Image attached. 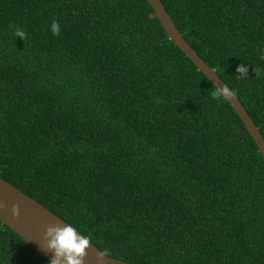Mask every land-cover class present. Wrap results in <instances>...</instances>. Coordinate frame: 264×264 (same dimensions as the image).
Instances as JSON below:
<instances>
[{"label": "trees", "instance_id": "16d2710c", "mask_svg": "<svg viewBox=\"0 0 264 264\" xmlns=\"http://www.w3.org/2000/svg\"><path fill=\"white\" fill-rule=\"evenodd\" d=\"M161 1L264 137V0ZM215 91L147 0H0V177L111 258L264 264V159ZM0 264L49 261L0 221Z\"/></svg>", "mask_w": 264, "mask_h": 264}, {"label": "water", "instance_id": "95a60500", "mask_svg": "<svg viewBox=\"0 0 264 264\" xmlns=\"http://www.w3.org/2000/svg\"><path fill=\"white\" fill-rule=\"evenodd\" d=\"M147 1L153 8L155 16L160 20L161 26L165 30L169 39L185 53L197 69L201 71L215 87L225 84L231 90L228 84L212 67L208 65V63L185 39L162 1ZM231 92L234 93L232 90ZM223 96L228 100L242 120L245 128L253 138L264 159V137L260 132V129L235 94L230 95L229 93H224ZM14 203L20 206L19 216H13L11 214V206ZM0 221L20 235L48 261L52 259L53 254L46 247L47 241L44 237L45 230L49 226H63L64 222L67 223L40 202L28 196L1 177ZM85 251L86 255L84 257V264H130L124 260L111 258L107 255H104L103 259H100L98 253L101 251L93 243H90Z\"/></svg>", "mask_w": 264, "mask_h": 264}, {"label": "clouds", "instance_id": "9594fccd", "mask_svg": "<svg viewBox=\"0 0 264 264\" xmlns=\"http://www.w3.org/2000/svg\"><path fill=\"white\" fill-rule=\"evenodd\" d=\"M50 30L53 35H59L61 33V27L57 22L51 24ZM15 34L17 37H25V33L19 29H15ZM260 52L264 55V48H260ZM254 71L257 76L261 73L259 68L254 69ZM236 72L239 73L238 77L248 76V68L244 64L238 65ZM216 88L218 90L213 93L214 98L218 99L224 93L234 94L225 84ZM11 214L13 216H19L20 206L18 204H12ZM44 237L47 241V249L53 254L49 264H84L85 250L89 247L91 238L82 235L71 223L64 222L63 226L47 227ZM104 255L106 253H98L100 259H103Z\"/></svg>", "mask_w": 264, "mask_h": 264}]
</instances>
